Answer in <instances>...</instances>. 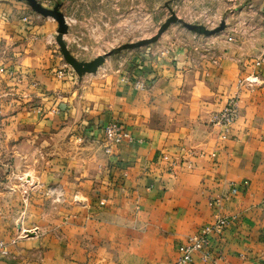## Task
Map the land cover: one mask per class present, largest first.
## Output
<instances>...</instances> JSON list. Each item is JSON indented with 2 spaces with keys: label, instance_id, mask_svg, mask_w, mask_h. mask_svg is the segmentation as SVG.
I'll list each match as a JSON object with an SVG mask.
<instances>
[{
  "label": "crops",
  "instance_id": "0c3cea01",
  "mask_svg": "<svg viewBox=\"0 0 264 264\" xmlns=\"http://www.w3.org/2000/svg\"><path fill=\"white\" fill-rule=\"evenodd\" d=\"M155 51L135 54L84 96L71 76L35 71L47 106L35 129L67 128L103 150V127L118 122L133 140L100 154L102 167L86 171L63 219L58 213L46 225L36 207L24 237L0 212V241L9 251L0 264H176L179 245L217 216L231 219L212 238L214 258L223 259L195 254L192 264H264V65L242 72L227 54ZM127 75L146 81V90L123 83ZM246 78L254 82L240 85ZM235 95L240 117L225 131L212 116ZM185 156L192 169L172 166Z\"/></svg>",
  "mask_w": 264,
  "mask_h": 264
},
{
  "label": "rangeland",
  "instance_id": "374dc122",
  "mask_svg": "<svg viewBox=\"0 0 264 264\" xmlns=\"http://www.w3.org/2000/svg\"><path fill=\"white\" fill-rule=\"evenodd\" d=\"M172 18L158 41L130 48ZM181 47L205 57L227 54L242 72L254 71L264 58V0H0V212L24 237L36 207L46 225L58 213L67 216L75 186L86 171L100 170V154H107L67 128L35 129L34 117L43 118L47 107L35 71L71 76L84 96L135 54Z\"/></svg>",
  "mask_w": 264,
  "mask_h": 264
},
{
  "label": "built area",
  "instance_id": "2783aa9c",
  "mask_svg": "<svg viewBox=\"0 0 264 264\" xmlns=\"http://www.w3.org/2000/svg\"><path fill=\"white\" fill-rule=\"evenodd\" d=\"M232 42L233 38H229ZM166 51L165 53H167ZM264 65V58L255 62V67ZM121 81L127 85L132 86L137 91H144L147 88V82L136 77L123 76ZM251 78H246L240 85L244 83H253ZM240 96H232L222 110L214 113L212 116L213 124L221 127L223 130H228L240 117L239 108ZM103 135L106 143L105 151L107 154H112L114 147L120 146L124 142H132L131 134L118 122H110L103 127ZM188 157H192V153L188 152ZM174 167H184L187 169L193 168V163L190 159L185 157L182 162L173 163ZM213 204L221 206L222 200L216 199ZM231 224V219L224 216H217L215 221L203 227L200 231L190 235L187 240L178 247V259L176 264H192L194 262L195 254H199L203 261L220 260L222 256L214 258L212 250V238L214 236H221ZM0 253L2 255H9V251L4 242L0 241Z\"/></svg>",
  "mask_w": 264,
  "mask_h": 264
},
{
  "label": "water",
  "instance_id": "95a60500",
  "mask_svg": "<svg viewBox=\"0 0 264 264\" xmlns=\"http://www.w3.org/2000/svg\"><path fill=\"white\" fill-rule=\"evenodd\" d=\"M176 21H177L176 18L170 19L169 21H167V23L165 25H163V27L160 29V31L156 37L149 39V40L142 41L140 43L132 44V45H130V48H139V47L146 46V45H149L151 43L158 41L160 39V37L163 35V33L168 29V27ZM101 62H102V59H100L97 62L95 68H97Z\"/></svg>",
  "mask_w": 264,
  "mask_h": 264
}]
</instances>
